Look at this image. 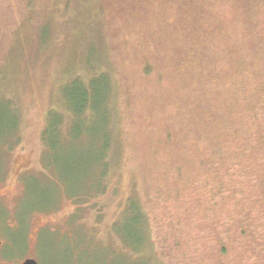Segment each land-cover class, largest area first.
Segmentation results:
<instances>
[{
  "label": "trees",
  "instance_id": "trees-1",
  "mask_svg": "<svg viewBox=\"0 0 264 264\" xmlns=\"http://www.w3.org/2000/svg\"><path fill=\"white\" fill-rule=\"evenodd\" d=\"M55 1L0 0V69L8 63L14 65L19 58L31 61L43 52L50 59L54 52L57 56L65 50L59 58L63 55L68 60L62 62L57 73L61 79L59 100L69 114L68 127L63 137L62 113L55 108L48 112L42 130L47 151H56L68 142L77 143L79 138L84 145L90 117L98 112L104 113L105 119L100 130L109 133L101 137L100 155L96 144L86 147L83 161L90 162L92 170L77 192L81 188L90 201L99 198L106 205L115 202L113 222L124 223L127 219L137 223L136 228L144 235L138 245L142 252L149 251L150 239L154 245L144 211L146 202L181 201L177 212L181 216L187 211L182 207L186 193L192 198L197 218L211 216L213 221L197 223V230H204L197 240H193L196 228L185 225L184 245L179 240L171 245L175 249L172 255L183 258L179 261L173 256L175 264H264V0H196L203 5L190 10L191 18L179 27L170 23L164 11L167 3L175 1V5L182 0H154V7L142 11L141 18L143 25L155 26L154 38L168 40L169 46L164 48L169 57L164 63L170 72H164L163 77L157 63L149 61L132 67L128 74L121 73L115 65V53L108 48L103 52L94 50L84 34L63 30L72 0H63L60 6ZM117 12L115 9V15ZM153 36H148L149 40ZM77 42L84 46L79 60L73 58ZM124 43L132 45L130 40ZM150 44L143 60L148 54L157 57L155 43ZM131 48L137 53L138 48ZM153 69L158 77L154 74L155 84L166 78L172 84L163 106L167 110L166 118H162L167 121L162 128L165 132L159 131L148 141L159 148L150 167L147 161L148 174L154 177L155 197L142 187L146 180L136 167L124 197H119L117 185L106 195L113 136L122 124L124 133L129 127V138L133 135L130 118L125 123L119 120L124 111L118 99L120 86L125 92L128 78H133L142 89L139 79L151 80ZM4 73L0 70V78ZM103 88L105 92L100 91ZM3 100L12 116L5 126L12 133L19 121L18 107L9 97ZM130 101H123V108ZM148 122L154 124V120ZM228 209L230 214L224 215L222 212ZM222 215L231 220L229 228L220 224L218 217ZM186 243L193 248L184 255ZM158 247L155 242L151 249L168 256Z\"/></svg>",
  "mask_w": 264,
  "mask_h": 264
},
{
  "label": "rangeland",
  "instance_id": "rangeland-1",
  "mask_svg": "<svg viewBox=\"0 0 264 264\" xmlns=\"http://www.w3.org/2000/svg\"><path fill=\"white\" fill-rule=\"evenodd\" d=\"M74 1L68 8L64 31L84 34L86 39H90L94 50L103 52L108 48L115 53V65L120 68L121 73L126 71L128 74L132 67H140L145 61L157 63L158 73L162 77L164 72H170L164 63L169 57L164 48L169 46L168 40L165 38L160 42L152 34L156 30L155 26L142 24L141 15L144 10L154 7V0ZM182 2L175 5V1L167 3L164 11L170 23L178 27L181 24L185 26L191 18L190 10L196 11L203 5V2L200 4L196 0L194 4L191 0ZM56 5L60 6L61 3ZM45 6L48 8L49 4ZM115 9L119 11L116 15ZM224 11L227 12L226 7ZM137 13L139 14L135 17ZM179 15L183 16L182 20L177 19ZM148 36H153L152 40ZM125 40H130L132 45L125 44ZM150 43H155L154 54L157 57H149L148 54V58L143 60L146 52H149L147 46ZM141 44L145 46L140 48ZM131 46L138 48L137 53ZM83 49L84 46L80 44L74 46L73 58L79 60L78 54ZM64 53L55 56L54 52L48 59L49 54L41 52L31 61H27L25 56L24 59L14 60V65L8 63L4 68L5 73L0 69L5 74L0 78L3 90L0 91V236L4 232L8 246L19 252H22L25 245L24 254L38 256L40 264H175L174 259L180 261L182 256L172 255L175 249L171 245L178 240L184 245L186 226L196 228L193 240H197L204 231L197 230V223L200 224L202 220L213 221L211 216L197 218V213L193 212L194 204L190 201L192 198L188 194H184L187 201L182 206L187 211L181 216L177 214L181 201L162 199L153 203L146 202L144 211L148 216L149 232L154 245L156 242L158 248L168 254L164 256L160 254L161 251L158 250L157 253L151 249L154 247L150 244L151 239L147 241L149 251L142 252L138 249L144 235L136 228L135 221L126 219L124 223L123 220L113 222L115 202L106 205L99 198L90 201L84 191L80 192L81 188L77 192L78 185L84 183L92 170L89 168L90 162L83 161L86 147L96 144L100 155L101 137L109 134L100 130L105 125L104 113L98 112L90 117L89 126L86 127L87 145L86 142L82 145V139L79 138L77 143L68 142L62 147L58 145L59 149L56 151H47L42 130L48 112L55 108L62 113L63 137L68 127L69 114H66L63 102L59 100L61 79L58 73L62 62L68 60L63 55V58H59ZM104 59L102 58L103 64ZM154 74L153 69L150 73L151 80L139 79L142 89L137 82L132 81L133 78H128L125 92H122L120 86L118 99L124 111L119 115V120L125 123L130 118L133 135L129 138V127H125L124 133L122 124L113 136V158L107 173L106 195L112 193L110 189L117 185L119 197H124L129 191L126 188L133 173L131 171L136 167L140 174L143 173L140 177L146 180L142 187L147 188L150 195L155 197L154 177L148 174V166L150 167L159 148L148 141L159 131L165 132L162 128L167 121L162 118H166L167 110L163 106L169 98L172 84L168 78L159 85L155 84ZM100 91L105 92V88ZM7 97L18 107L16 113L19 121L12 133L5 126L11 120L9 107L3 100ZM129 99V106L123 108V101L126 103ZM148 120H154V124L150 126ZM172 142L177 145L175 139ZM169 156L170 153L167 158ZM141 200L145 204L144 197ZM222 213L230 214V210ZM218 219L223 228H229L232 224L223 215ZM190 246L191 244L186 243L184 255L189 254L188 251L193 248ZM5 251L9 253L8 249Z\"/></svg>",
  "mask_w": 264,
  "mask_h": 264
},
{
  "label": "flooded vegetation",
  "instance_id": "flooded-vegetation-1",
  "mask_svg": "<svg viewBox=\"0 0 264 264\" xmlns=\"http://www.w3.org/2000/svg\"><path fill=\"white\" fill-rule=\"evenodd\" d=\"M0 236V264H26L27 260H33L35 264H40L38 256L24 254V249L22 252L15 250L8 246V240L4 237V232H1ZM8 249L9 253L5 250ZM29 263V262H27Z\"/></svg>",
  "mask_w": 264,
  "mask_h": 264
},
{
  "label": "water",
  "instance_id": "water-1",
  "mask_svg": "<svg viewBox=\"0 0 264 264\" xmlns=\"http://www.w3.org/2000/svg\"><path fill=\"white\" fill-rule=\"evenodd\" d=\"M29 262V263H27ZM26 264H35V262L33 260H27Z\"/></svg>",
  "mask_w": 264,
  "mask_h": 264
}]
</instances>
